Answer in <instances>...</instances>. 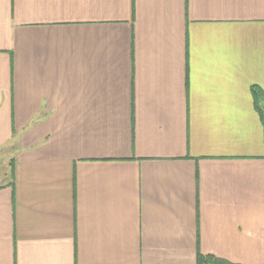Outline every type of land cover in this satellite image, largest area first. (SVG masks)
<instances>
[{
    "label": "crops",
    "instance_id": "crops-1",
    "mask_svg": "<svg viewBox=\"0 0 264 264\" xmlns=\"http://www.w3.org/2000/svg\"><path fill=\"white\" fill-rule=\"evenodd\" d=\"M254 88L264 0H0V264H264Z\"/></svg>",
    "mask_w": 264,
    "mask_h": 264
},
{
    "label": "rangeland",
    "instance_id": "rangeland-1",
    "mask_svg": "<svg viewBox=\"0 0 264 264\" xmlns=\"http://www.w3.org/2000/svg\"><path fill=\"white\" fill-rule=\"evenodd\" d=\"M13 158L14 150L12 148L6 147L0 150V186L13 178Z\"/></svg>",
    "mask_w": 264,
    "mask_h": 264
},
{
    "label": "trees",
    "instance_id": "trees-1",
    "mask_svg": "<svg viewBox=\"0 0 264 264\" xmlns=\"http://www.w3.org/2000/svg\"><path fill=\"white\" fill-rule=\"evenodd\" d=\"M253 94L255 97V103H256V108L258 110V112L260 113V116L262 118L263 124H264V93L259 90L258 88H254L253 89ZM259 103H262V105H259ZM212 260V258H208V257H204L202 255H199L198 257V263L199 264H230V263H226V262H217L216 259H214V261L216 262H212L210 261Z\"/></svg>",
    "mask_w": 264,
    "mask_h": 264
}]
</instances>
